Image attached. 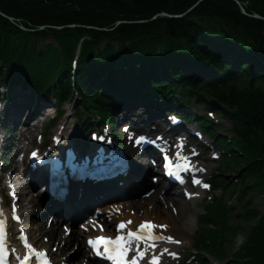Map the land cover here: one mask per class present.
Instances as JSON below:
<instances>
[{"label":"trees","instance_id":"trees-1","mask_svg":"<svg viewBox=\"0 0 264 264\" xmlns=\"http://www.w3.org/2000/svg\"><path fill=\"white\" fill-rule=\"evenodd\" d=\"M198 0H0V9L16 17L26 18L33 24H69V23H87L104 25L112 22L113 19L147 17L143 14L145 8H153L156 5L157 11L166 10L171 13H182L188 10ZM247 2L248 12H258L264 15V0H240ZM169 2L175 5H169ZM36 6L45 7L48 13L43 11L35 12ZM221 13V16L211 13V9ZM228 7L229 10L225 8ZM225 8V11L223 9ZM121 14V15H119ZM208 16L214 17L217 29L223 33L241 36L244 40H253L264 50V21L247 17L240 12L237 4L232 0H204L188 16L182 19H165V34L157 39L146 37L149 46H155V43H165L171 40L183 45L191 56L207 68L216 66V60L211 59L213 64L205 65V60L209 57L207 47H201L202 40L197 38L199 34H206L204 21L209 25L210 21L205 19ZM203 23V24H202ZM27 25V24H26ZM145 26H137L136 29H144ZM147 32L151 29L147 28ZM202 30H204L202 32ZM70 32V29L66 30ZM98 33V32H97ZM71 34V33H67ZM99 34V33H98ZM129 35V34H126ZM23 37L24 33L12 27L4 18L0 17V51L2 57L13 56L15 60H26L27 55L30 58L35 56L43 59L47 65H52L51 59L47 56L50 53L33 52L27 54L28 43H15L13 39ZM161 37V38H160ZM152 39V40H151ZM90 45L91 43L88 42ZM174 45V44H173ZM94 46H97L96 44ZM264 52V51H263ZM256 69H251L248 75V69L245 67L238 71H233L231 67L226 81L222 82L220 87H214L213 92L226 102H235L241 106L239 109L244 118L240 120L243 131L247 132L250 144V162L252 165L247 170L254 182L262 185L264 190V53L258 52L256 57ZM250 64V63H247ZM251 65V64H250ZM211 66V67H210ZM10 69L16 72V66L11 63ZM14 70V71H13ZM11 72V71H10ZM11 73V74H12ZM79 75V83L81 80ZM245 77H249L247 80ZM80 88V87H79ZM256 178L258 180H256ZM256 216L254 212L253 217ZM258 225L250 232L249 242L243 247V254L246 260L243 263L234 262V264H264V214L260 218ZM223 244L217 240L212 243L211 250L214 253L223 252Z\"/></svg>","mask_w":264,"mask_h":264},{"label":"bare ground","instance_id":"bare-ground-1","mask_svg":"<svg viewBox=\"0 0 264 264\" xmlns=\"http://www.w3.org/2000/svg\"><path fill=\"white\" fill-rule=\"evenodd\" d=\"M223 11H225V8L223 9ZM168 46H172L173 44H176V42H172L169 41L168 42ZM218 46L220 47V49L218 50V52L216 53L217 56L222 57L225 53L227 54H232V48H230L228 46V43L225 40H219V44ZM218 47V48H219ZM217 48V49H218ZM217 49H210V51H215ZM234 57V56H232ZM251 64V61H250ZM145 69H142V71H144ZM146 72H149V69L145 70ZM202 71L206 72H210V75H215L216 73L213 72L211 70V68H207L205 67ZM234 71H238V69L236 67H234ZM180 73L183 74V70L180 69ZM153 76V75H152ZM151 77V76H150ZM99 85V84H98ZM104 86L106 87L107 85L105 83L100 84L99 86ZM93 87H98L96 85H93ZM109 87V85L107 86ZM107 91V90H106ZM22 100H26L29 101V103H25L21 104L17 110H13L11 112L7 111V114H2L3 117V121L4 123L10 125V124H14L13 120L15 118H20L22 119H26L25 122H27V120H34L32 119V117L36 118L38 117V120L42 121V124L48 123L47 119L48 118H52L53 114L57 115L59 109L58 108H52V107H47L46 106V101L44 100H38L36 98H34L33 95H31L30 93L25 94L21 100L19 101H10L6 104V108L11 109L15 104H17L18 102L22 101ZM31 104V105H30ZM139 109L143 110L141 107H139ZM67 114H72L74 111H66ZM71 112V113H70ZM139 112H143V111H139ZM46 114V115H45ZM45 115V116H43ZM74 115V116H73ZM73 121L70 123V125H68L69 128L73 127L72 130L66 131L67 136H65V139L70 140L71 142H75V145L80 142H82V137H81V131L78 127V123L80 122V120L77 118L76 114H73ZM124 115V119L123 121L127 122V118H130V113L124 111L123 112ZM64 117V116H63ZM30 118V119H29ZM115 119H118L117 116H114ZM170 118L171 116L168 117H163V120L168 121L167 126L170 125V131L173 133L179 132V130L181 129V124L180 125H174L170 123ZM174 119H177L174 116ZM61 121V120H59ZM31 123L28 122L25 125H29ZM68 123V120H67ZM107 131H111L112 129L110 127H104ZM189 132L190 129L188 128ZM10 129L6 130V133H9ZM56 136H60L59 133L56 134ZM106 138H108V135H104ZM181 136V133H178L176 136H173L171 138L166 139V145L164 146V148H166V150L168 149V146L173 145L171 141V139H173L174 137H179ZM6 140H9V138L7 136L4 137ZM99 142V141H98ZM100 143V146H106V143ZM179 144V143H178ZM185 146L187 145V143L184 144ZM207 145V143H205L204 145L199 144L197 146H195L190 152H186L185 150H183V152L180 153H184L185 156L187 158H191L190 154L191 153H196V156L193 158L194 161V167L197 170V174L200 177V174H205L207 172H209L210 170V166L208 164L205 163V160H208L210 158H213V156L208 157L204 155V147ZM157 153V152H156ZM154 153V154H156ZM218 153V152H216ZM138 168V167H137ZM151 168L149 167L147 169V172H150ZM136 171L137 169L134 170L130 180H135L136 179ZM206 178H203V181H205ZM141 181H146V177L142 178ZM202 181V180H201ZM24 184V183H22ZM25 185V184H24ZM132 186V185H130ZM118 186H116L117 189ZM152 186H149V188H151ZM32 189V188H31ZM121 188H118V191L120 194H123L122 191L120 190ZM127 191V189H126ZM206 192V190L204 191L202 188L199 187V190H194V189H190L188 187V189L185 190H179V191H174V193H172L170 190H166V192H164L163 194H160V191L154 192V193H150L148 194L149 197H146L144 195H139V197L136 198H129V197H120L117 199L118 203L110 206V208L112 209L111 213L108 214V217H118L126 222L131 221L130 224L127 223L128 227H130L135 220H137V218H141L142 214L140 213L141 211H144L147 216L150 218L149 220L153 221L155 225H160L161 223H166L167 225V229L162 230L159 227L153 229V232L157 235V236H162V237H168V236H173L174 237V241H180V243H170L169 240L167 239H158L156 240V242H158V246L156 249H154L153 251H155V255L160 257V262L162 264H175V263H179V261L176 259L178 257L177 253L178 251V247L181 244H185L186 243V239L187 236H189V230L193 229V224L190 222V220L187 218V214L189 213V211H191V202H196L198 201ZM144 193V192H142ZM162 193V192H161ZM187 194L191 195L190 199H187L186 196ZM71 203L69 206V209L67 210H59L57 213L59 216H61L64 219H68L65 220V223H69V220H71L72 216H76L77 214H79L82 210L83 207L86 206V203H79L78 200L73 197L72 201H70ZM114 203V202H113ZM109 207V206H107ZM40 211L45 210V206H44V200L42 201V204H40L39 206ZM171 208H176V212L172 213ZM22 209L24 210V206H22ZM113 209L116 210L117 213H113ZM254 209V207H247V206H243V211H247V210H251ZM193 214H197L198 211L197 210H192L191 211ZM32 214V211L29 212V214H27V217H29V215ZM53 215V213H50L49 216ZM101 219H98L99 221H103L104 227L106 230L111 231V232H116L119 233L121 232V230L119 231H115V227H113L110 224L109 219L107 221L103 220V216L100 217ZM36 225V232H39L40 229H44L45 228V222H41V223H35ZM72 227V228H71ZM68 229H72V231H75V233L78 235L80 234V232L77 229H74V226L69 224L67 225ZM114 228V229H112ZM112 229V230H111ZM50 233H55L54 236V240H59V253L58 256H62L64 254H66V251H70V248L67 246L69 245V243L76 239L73 238L72 236H65V232L58 230V226L56 223H54V225L47 230ZM194 232V230H193ZM34 233V234H35ZM248 242L245 241L243 242V245H247ZM167 249L168 251L165 252L164 250ZM81 253V258L83 260H85V262L87 264H93L92 260L88 257V255L84 252V248L78 249V250H74L69 256L68 258H64L60 260V264H66V261L68 260L69 262L74 263L75 261H78L77 259H75V257L77 255H79ZM161 253H163V255H160ZM170 253H175V257L170 255ZM80 257V256H79ZM80 260V258H79Z\"/></svg>","mask_w":264,"mask_h":264},{"label":"rangeland","instance_id":"rangeland-1","mask_svg":"<svg viewBox=\"0 0 264 264\" xmlns=\"http://www.w3.org/2000/svg\"><path fill=\"white\" fill-rule=\"evenodd\" d=\"M169 5H175V3L169 2ZM152 7L153 8H148V7L145 8V10H144L145 12H143V14L146 15V16H150L151 17V15L154 14V10L157 9L156 5H154ZM212 7H213V10L211 9L210 12L218 14V15L221 16V13H223V12H218L216 10L215 6H212ZM225 8L227 10H229L227 6H225ZM205 19H208L210 21L209 25L206 24V21H204V25H205V27L207 29H209L212 32H215L216 30H218L217 29L218 27H216L217 23H216L214 17L208 16ZM155 25H159V26L154 27V29L152 30L153 32H156L155 30H163V31H165V24L163 22H161L160 24H158L156 22ZM142 31H144V30H140V32H142ZM163 31H161V32H163ZM150 32H144L143 34H145V36H147V34L150 33ZM44 33H50V32H44ZM163 33H165V32H163ZM95 34L96 35L94 36L93 44H96L97 47L95 46V48H94V46H92V49L96 50V52H91L90 53L91 55L88 56V57H90V60L93 61V63L91 65H89V71L88 72H83V73L81 72L80 73L81 76H82L81 77V82L85 83V82H89V80H93V83L91 84L92 86L93 85L98 86V84L99 85L102 84L103 83V77L106 78L104 76V73H100L99 67L95 64L97 62V59H99V58L102 59V55H100L101 54L100 52L103 50V46H106V45L103 43V39H102L103 37L102 36L97 37L100 34H98V33H95ZM24 35L25 36H23V37L20 36L18 39H16V40L13 39V40L15 41V43H18V42H21V41H26L30 45L34 44V43H37L36 47L38 46L39 50H44V49L47 48L48 45L52 44V40L48 36H39V35L37 36V34H35V35L34 34H30V35L24 34ZM211 36H213L215 38L218 37L217 35H211ZM201 47L206 48L204 45H202ZM106 49H107V47L104 50H106ZM245 51L239 50L238 55H243V56L246 55L247 51L246 52ZM176 52H181V51H178L176 49ZM123 53L124 52H121V51H115V52H111V54L109 56H112V59H116V58L120 57ZM207 53L209 54L208 55L209 57L205 60V62L209 63L212 58H217V57H215L217 55L214 54V53H217V52L212 53V51L207 50ZM131 54H133V52H131ZM231 58L232 57H230L229 55L226 54V55H223L222 57H220L219 60L230 61ZM56 59L60 60L59 57H56ZM184 59H187V57H184ZM216 60H218V59H216ZM177 62L178 61L176 59L173 60V63L177 64ZM240 64H242L246 69H248V75H250L251 74V69H253L251 67V65L247 64V63H241V62H240ZM70 74L73 75V73H70ZM152 75H153L152 77H154V78H162V73H160L158 75L153 73ZM112 76L113 77L116 76V78H115V80L113 82V90L116 91V92L117 91L118 92H122V94L116 93L118 96H122L124 94L126 97H129L131 95H136L134 93H138L139 91L144 89V87L141 86V85L133 86L132 88H128L126 83H125V80H122L117 73H113ZM71 78H73V77H71ZM144 79H146V77H144ZM132 84H137L138 85V84H141V82L136 81V82H134ZM123 89L125 90L124 92L122 91ZM25 103H29V101H25ZM217 164H223V162L220 161ZM225 178L227 180L232 181L233 176L228 171L227 173H225ZM256 180H258V179L256 178ZM262 191L263 190H262V185L261 184L258 185V186L254 185V188H252L251 192L248 193V197L251 198V201L248 202L249 199L247 198V199L244 200V203H243V205H247L249 207H255V208L259 209V211H258L259 212L258 213L259 218H257V216H254V218H252L251 220L248 221L247 219L244 218L243 209L241 208V205H238V208H236V205H235L234 206L235 211L234 212L231 211V213L233 212V214H232L230 222L231 223H235V224L238 225V227L233 231L236 235L231 237V242L226 247H224L226 245V241H224L225 245H223L224 248L222 249L224 251V255L223 256L222 255L219 256L221 259L217 258L215 260V259H213L211 257L203 255L204 259H205V262H208V264H225V263L234 264V262H236L235 260L233 261V258L236 257V252L239 251V249L241 248L243 242H245V241L249 242V240H250L249 237H248V234H249V231L251 230L250 229L251 226H256V222L257 221H261L260 218L264 214V192H262ZM211 199L212 198H208L207 200H204L203 204L207 205L208 201L211 200ZM246 202H248V203H246ZM233 203H236L235 200L233 201ZM202 214H204V212L201 213V215ZM201 215L199 216L200 218L202 217ZM195 236H196V234L194 235V238H195ZM181 249H183V248H181ZM194 254L198 255V253L195 252L194 240H193V247L191 249H189L188 255L191 257ZM216 254H218V253H216ZM190 257H188V258H190ZM188 258H186V259H188ZM200 258H202V257L201 256H197L196 259L191 260V262H189L188 264H197L199 262ZM184 264H187V263L184 262Z\"/></svg>","mask_w":264,"mask_h":264},{"label":"snow or ice","instance_id":"snow-or-ice-1","mask_svg":"<svg viewBox=\"0 0 264 264\" xmlns=\"http://www.w3.org/2000/svg\"><path fill=\"white\" fill-rule=\"evenodd\" d=\"M143 140V138H141ZM35 155V154H34ZM179 156V154H177ZM166 160H168V157H165ZM183 159L187 160L186 157H183ZM170 163V162H169ZM169 165L166 164L165 167H168ZM181 170L187 171L188 165H181L178 166ZM169 175H173L172 171H169ZM193 183L200 184L201 182L199 180H194ZM205 188L208 187V185H203ZM2 215V213H0ZM128 224L131 223V221L127 222ZM119 229H123L126 227L124 222H121L118 226ZM166 228V225H155L152 222L146 221L139 225V230L137 232H128L127 239L125 237H117L115 240L111 238H105L103 236L98 237L96 240H89V245L93 246L95 248L96 254L101 255L100 252V245H103L104 247V253L103 255L106 256L107 259L114 261V264H138V260L142 259L147 251V248H145L143 251L138 250V255L133 257L131 261L127 259L128 252H129V246L132 243L133 240L136 241H142L146 238L151 240H158V239H167L173 243H180V241H174L172 237H162L152 234V230L155 228ZM145 230H148L147 237L144 235ZM3 232V221L0 220V234ZM30 247V246H29ZM165 252L168 250L165 249ZM160 255H163L161 253ZM170 255L175 257V253H170ZM160 257L157 255H153L150 264H159Z\"/></svg>","mask_w":264,"mask_h":264},{"label":"water","instance_id":"water-1","mask_svg":"<svg viewBox=\"0 0 264 264\" xmlns=\"http://www.w3.org/2000/svg\"><path fill=\"white\" fill-rule=\"evenodd\" d=\"M241 8H242V11L245 13V9H244V7L243 6H241ZM43 12L44 13H48V10L45 8V10H43ZM0 15H2V16H7L5 13H3V12H1L0 11ZM163 16H169V17H178V16H174V15H168V14H166V13H163L162 14ZM158 16H160L159 14H157V15H155L154 16V18H157ZM256 18H259V19H263V17L262 16H260V15H258V14H256V15H254ZM9 19L11 20V21H14L15 19L13 18V17H9ZM143 22H145V21H143ZM124 23H129V21H125V20H118L116 23H115V28L116 27H118L119 25H121V24H124ZM45 26H39L37 29H43ZM115 28H113V29H115ZM113 29H106V30H113ZM104 30V29H103Z\"/></svg>","mask_w":264,"mask_h":264}]
</instances>
